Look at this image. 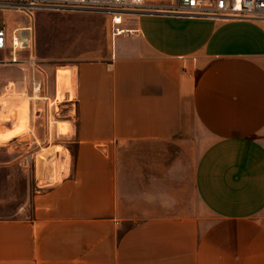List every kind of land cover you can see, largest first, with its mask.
<instances>
[{"label":"crops","instance_id":"crops-1","mask_svg":"<svg viewBox=\"0 0 264 264\" xmlns=\"http://www.w3.org/2000/svg\"><path fill=\"white\" fill-rule=\"evenodd\" d=\"M122 25L105 57L70 65L67 169L29 216L0 217V264H264V21Z\"/></svg>","mask_w":264,"mask_h":264},{"label":"rangeland","instance_id":"rangeland-1","mask_svg":"<svg viewBox=\"0 0 264 264\" xmlns=\"http://www.w3.org/2000/svg\"><path fill=\"white\" fill-rule=\"evenodd\" d=\"M0 18L9 28L18 24H30L31 27L30 49L16 52L15 60L9 59L7 51L0 52V99L21 96L29 103L27 129L17 136L19 143L11 147L9 141L0 144V217H26L30 215L31 194L37 185L58 180L67 169L68 151H73L67 140L70 131L60 134L52 126L57 119L69 118L66 99L70 95L65 91L62 98L56 97V72L59 67L70 66L81 58L105 57L110 37L106 19L98 12L36 11L30 23L25 16L12 11L0 12ZM30 55L41 67L39 77L43 84L40 94L45 98L39 100L33 99L30 89ZM4 56L7 59H3ZM64 69L62 75L67 78L68 72ZM11 80L14 88L9 83L8 89L5 84ZM50 90L54 92L52 95ZM8 123L5 125L12 124ZM206 136L199 133L190 143L184 158L187 167L204 146ZM46 171L49 180L44 175ZM192 203L195 213L207 216L195 195ZM261 217H264V210Z\"/></svg>","mask_w":264,"mask_h":264},{"label":"built area","instance_id":"built-area-1","mask_svg":"<svg viewBox=\"0 0 264 264\" xmlns=\"http://www.w3.org/2000/svg\"><path fill=\"white\" fill-rule=\"evenodd\" d=\"M48 10L101 13L107 19L108 35L111 39L116 35L131 33V29L122 25L125 17H137L142 13L264 21V0H169L168 2L157 0H0V12L20 13L29 22L34 19L36 11ZM0 22V51H7L9 59L15 60L16 52L31 47V27L18 24L9 28L2 18H0ZM28 65L32 97L35 99L45 98L40 94L43 84L39 77L41 67L31 55ZM9 83L7 82L5 87H8ZM8 89L10 88L8 87Z\"/></svg>","mask_w":264,"mask_h":264},{"label":"bare ground","instance_id":"bare-ground-1","mask_svg":"<svg viewBox=\"0 0 264 264\" xmlns=\"http://www.w3.org/2000/svg\"><path fill=\"white\" fill-rule=\"evenodd\" d=\"M64 68H66L68 72L67 78H64V76L62 75V72L65 70ZM71 75L72 69L70 66L59 67V70H57L55 75L56 97L62 98L65 91H67L70 96L74 94L71 83ZM70 93L73 94L71 95ZM27 107L28 103L25 97L10 96L0 99V144L6 143L11 138L18 136L21 132L27 129ZM7 122H9L8 124H10V122L12 124L7 126L5 125ZM53 123L56 131L60 134H66L70 131V124L66 120L57 119L53 121ZM58 178H60V176Z\"/></svg>","mask_w":264,"mask_h":264}]
</instances>
